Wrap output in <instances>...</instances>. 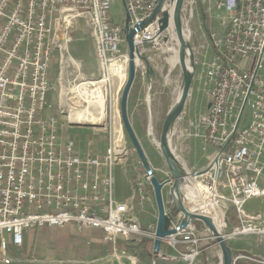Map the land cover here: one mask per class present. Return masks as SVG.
Returning <instances> with one entry per match:
<instances>
[{
  "label": "built area",
  "instance_id": "2783aa9c",
  "mask_svg": "<svg viewBox=\"0 0 264 264\" xmlns=\"http://www.w3.org/2000/svg\"><path fill=\"white\" fill-rule=\"evenodd\" d=\"M120 1L132 25L149 15L155 2ZM208 1L226 11L228 18L222 37L211 39L212 56L194 60L199 69L194 76L206 96L205 111L197 120L202 133L195 137L202 140V151L210 146L214 152L206 168L192 171L191 176L202 185L203 189L196 190L201 199L223 212L225 240L252 236L264 251V212L245 209L250 200H264V0ZM111 6L112 0H0L2 264L12 263L5 256L7 236L14 247H21L26 231L43 228L99 230L102 241L112 246L154 240L155 224L142 226L133 206L136 196L150 202L143 189L138 187L129 199L118 200L115 194L113 169L126 161L127 154L125 160L116 157L112 135L97 154L90 142L82 145L70 138L65 134L73 127L69 109L65 112L58 104L55 114L48 101L55 50L66 43L58 40L56 26L63 23L65 27L67 17L79 14L86 19L102 78L111 60L127 61L124 21L112 22ZM62 9L74 12L61 18ZM157 28L156 23L149 25L134 36V43L151 40ZM171 186L168 183L162 190L166 214L176 206ZM167 187L168 195L164 193ZM229 210L235 214L233 226L227 220ZM182 221L181 213H176L169 226L175 234L162 239L152 264L200 263L206 250L202 231L209 230L197 229L195 222L200 221L196 220L181 229ZM242 258L234 257L236 261Z\"/></svg>",
  "mask_w": 264,
  "mask_h": 264
},
{
  "label": "rangeland",
  "instance_id": "374dc122",
  "mask_svg": "<svg viewBox=\"0 0 264 264\" xmlns=\"http://www.w3.org/2000/svg\"><path fill=\"white\" fill-rule=\"evenodd\" d=\"M184 2L185 3H183L181 12V24L186 36V41L190 44L193 51V80L189 96L183 108V113L171 125L168 145L169 150L173 153V155H175V157H177V161L179 163L187 164L193 169V171H201L207 166L209 152L202 151L204 144L199 138H196L195 135L202 133V131L197 126V120L199 116L205 111L206 96L199 79L194 76L195 71L196 73L199 72L198 65H195L194 60L196 58H203L202 53H204L205 50L200 44L198 45L194 43L192 39H190V33H192L191 31L194 30V28L199 26L202 18L205 17L206 9L210 6L213 7V5L210 4L209 1H207L206 4H200V2L197 0H184ZM117 6L118 8H120V3ZM56 30L58 34L57 36L60 38V41H63L62 43L74 36L83 38L84 45L81 48L82 54L84 55H86V47L88 46L91 48L93 46L90 28L88 27L87 21L83 16L73 18L72 23L67 27H64L63 23L57 24ZM187 31L189 34L187 33ZM169 32L170 34L167 33V36L170 38L169 42L167 44H164L162 41H160L162 47L159 51V59L155 63L156 72L153 74L152 78L155 79V86L151 89L150 96L147 97L146 86L142 82L143 78L145 77V69L139 68V72L137 73L138 81L131 94L130 107L128 112V119L131 128L145 156L147 155L146 157L149 161L153 175L155 177L158 176L160 178L159 181L170 179L171 176L168 165L160 149H158V147L156 146V143H160V134L163 122L168 112L174 107L178 97L181 94L183 86V76L179 64H174V66L171 63L173 58H175V51H179V48L176 45L175 41L171 40V34L174 31L170 30ZM86 43L87 46L85 45ZM194 49H197V53L194 52ZM127 51V45H125L124 53L127 54ZM55 55V61L51 66V72L53 73L54 80L52 82V90L48 97V101L52 105L54 113L58 114L56 97H59L61 91L63 93L69 94L70 92L72 94L73 92L71 90L74 85L81 83L83 79L85 81L98 82L99 76L97 75V73L90 76L87 72L84 75L82 69L80 68H71V70L66 68L67 66L65 67V62H68L70 57L68 52H61L59 49H57L55 50ZM98 66L101 67L99 63ZM89 69L94 73L96 67H93L92 64L91 66H89ZM104 69L105 76H107V66ZM66 71H74L76 73H73L72 76H69L67 78L66 76H64V73ZM75 75H77L78 78L76 82L73 83ZM110 84L112 83H110L109 81H106V83L103 84L106 88V96L108 92L107 107L105 105L107 109L105 119L106 131L84 127H70L67 130L68 132H65V134H67L70 138L76 139L77 142L82 145L90 142L95 154L101 152L106 147L109 136H111L110 127L114 125V114L112 111L113 101H111L112 99L109 100V94H111L110 96L112 97ZM64 101H66L65 98ZM64 110L66 112V110H68V107ZM61 118L63 120H66V117ZM122 130L126 142L127 159L124 163H118L113 169V176L115 180L114 189L116 197L117 199H122L120 197L128 196L131 192V186H135V188L141 187L145 192V195L147 196L146 198H149L150 200L149 204L152 205V211L156 210L152 188L149 184V180L145 175L139 158L125 130L123 129V126ZM93 131H95L96 133H94ZM125 158L126 157H123V160H125ZM164 193L166 195L169 194L168 187L165 189ZM144 201H146V199ZM250 204L253 205V207L248 208L247 206H245L246 211L251 213L264 212V200L253 199L250 201ZM234 216V211L229 210V212L227 213V220L230 226H233L235 223ZM154 222H156L155 219H153L151 224L154 225ZM202 226L205 227L204 224L195 222V227L197 229H201ZM225 228L226 221H224L221 225V234L222 231L225 230ZM202 233L206 237L202 242V247L206 250L201 254L199 261H201V259L203 258L202 264H218L220 251L218 249L216 240L212 237L213 235L211 232L208 231L207 233L206 231H202ZM240 239H243L245 242H247L250 247L255 245L257 246L258 244L257 239L252 236ZM234 241L235 240H230L227 241V243L229 245H232ZM117 245L118 246L111 247V250L104 254L101 258L85 259L80 261L52 260L35 262L32 264H152V261L155 257L152 252L153 242L151 240H142V242L131 245H126L124 243H118ZM177 248L180 249L179 246H177ZM163 249L167 253H173V251L168 248ZM122 251H124V254L122 253ZM262 253H264V251H262ZM241 255L245 258L237 260L235 264H264V260L261 258H253L250 257L251 255L244 253ZM235 256L238 255H234V257ZM11 260L13 264V258H11ZM133 260L135 261V263L133 262ZM158 264L162 263L159 262Z\"/></svg>",
  "mask_w": 264,
  "mask_h": 264
},
{
  "label": "water",
  "instance_id": "95a60500",
  "mask_svg": "<svg viewBox=\"0 0 264 264\" xmlns=\"http://www.w3.org/2000/svg\"><path fill=\"white\" fill-rule=\"evenodd\" d=\"M184 0H155L154 7L149 15L145 18L137 20L134 25L131 24V17L128 14H125L124 18V30H125V40L127 44V67H126V78L119 92V116L120 122L125 130L138 158L141 163V166L149 180V184L152 188V193L154 197V202L157 210V219L155 223V235L153 240L152 252L154 255H157L160 250V245L162 239L169 235L175 234L174 230H169V226L172 218L176 213L180 212L183 221L180 224V228L184 229L187 224L192 221H200L204 224L205 227L212 233V237L216 240L220 252H221V264H235L236 260L234 259L232 249L227 243L225 238L217 232L211 223V220L206 215H196L188 212L182 204L180 192L178 191L179 183L182 181V177L177 171V157L169 150L168 140L169 132L173 122L183 113L184 105L189 96L192 80H193V51L190 44L186 41V36L184 34L182 24H181V12L183 7ZM72 9H62L60 16L61 18L66 13H73ZM156 23L158 28L157 32L151 40H144L141 44L134 43V36L142 33V31L147 28L149 25ZM174 31L175 38L178 42L177 46L178 51V64L181 69L183 76V86L181 94L178 97L174 107L168 112L166 118L163 122L161 134H160V143L158 149H160L170 171V179L159 181L152 172L149 161L145 156L132 128L129 123L128 113H127V100L128 94L132 87V84L135 80L137 66L140 64L144 65L145 69V81L149 87L148 95L151 91V83L154 71L150 65L149 59L146 52L152 50L156 46L157 41H162L164 44H167L170 38L167 36L169 30ZM100 81V80H99ZM69 108L78 109L83 107L84 103L81 102L76 97H70L66 100ZM107 107V102H106ZM209 106H207L208 108ZM73 127H84V128H97V129H106V126L103 124L99 125H86V124H77L73 123ZM114 152L116 157H122L127 154L126 142L125 139H115L114 143ZM196 175H198L196 173ZM172 183L171 188L176 189L178 202L176 203L175 210L171 214L165 213L164 201L162 190L166 184ZM195 201L202 203L200 195L196 190L193 191Z\"/></svg>",
  "mask_w": 264,
  "mask_h": 264
},
{
  "label": "crops",
  "instance_id": "0c3cea01",
  "mask_svg": "<svg viewBox=\"0 0 264 264\" xmlns=\"http://www.w3.org/2000/svg\"><path fill=\"white\" fill-rule=\"evenodd\" d=\"M197 1H199L200 4H203V3L206 4L208 0H197ZM119 3L121 5L120 8H118L117 6ZM110 16H111L112 22L114 23L121 24L124 21L125 14H124L122 2L120 0H112ZM227 18H228V13L226 11L217 10L214 7L210 6L206 9L205 17L202 18L201 22L199 23V26H197L196 28H194V30L191 31L192 33H190V39H192L194 43L198 45L200 44L202 48H204L205 50L204 53H202L203 57L210 58L212 56L213 49L211 46V39L213 37L214 38L222 37L225 31V23H226ZM71 23L72 21L68 23V26ZM57 38L60 41V38L58 36ZM156 43L157 44L154 49L148 50L146 52L154 73L156 72L155 63L159 59V55H160L159 51L162 47V45L160 44V41H157ZM65 45L67 46L66 52H68V54L70 55L69 58H72L75 61V63L78 64V67H76L70 61H68V62H65V67L67 66L66 68H68L69 70H71V68H76V69L80 68L82 69L84 75L87 72L90 76L97 73V75L99 76L98 80L102 79V69L101 67L98 66V62L94 55L93 46L90 48L87 46V43H86L85 44L87 46L85 49L86 55L82 54L81 47L84 45V42H83V38H80L78 36H74V37H71V39L66 40ZM194 52L197 53V49L196 50L194 49ZM119 62L123 63V60ZM92 64H93V67L94 66L96 67V70L94 73L92 72V70L89 69V66H91ZM139 68L143 69L144 65L140 64L137 66L135 80L128 94L127 113L129 112L131 94L138 81L137 73L139 72ZM66 72H67V75L64 74V76L68 78L69 76L73 75L72 73L74 71H71V72L66 71ZM49 77L52 83L54 80V76H53V73L51 72V68H50ZM142 82L146 86V94H147V97H149L150 96L148 95L149 87L145 81V77L143 78ZM122 85L119 82V80L116 78L114 82L110 84L111 86L110 91L112 93V97L110 96L111 94H109V100L112 99L111 101H113L112 102L113 114H115L114 112H116V102H117V99H119L118 96H119V92L121 90L120 88L122 87ZM154 86H155V79H152L151 89ZM150 94H151V91H150ZM56 101H57V106L59 104L64 109H67V106H65L64 102L60 101L58 96L56 97ZM93 132L96 133L95 131ZM207 149L204 152L208 151L209 152L208 157H210L213 154L214 149L210 146ZM182 164L186 167V169L189 172L192 173L193 169L190 166H188L185 163H182ZM156 178L158 180L160 179L158 176ZM130 189H131V192L128 196L120 197L122 199H118V200L131 198L135 194L137 188H135V186H131ZM250 201H248L245 205L248 208L253 207V205L250 204ZM133 206L135 208L136 218L142 226L151 224L153 219L155 220L157 219V210L152 211V205H150L149 202H142L136 196L133 199ZM202 229H205V227L202 226L201 230ZM202 236L205 237L203 233H202ZM102 237H103V234L99 230H91V229L78 230L74 226H67L64 228H43V229H38L34 231H26L23 235V243L21 247H14L11 243L10 237L9 236L6 237L8 247H7V250L5 251V256L10 259L13 258L14 260L13 264H30V263L32 264L35 262H44V261H52V260L80 261V260H85V259L101 258L104 254H106L108 251L111 250V247H113L111 244L104 243L102 241ZM116 246L118 245L116 244ZM230 247L232 249L233 256L241 255L244 253V254L251 255L250 257H253V258L257 257V258H261L264 260V257H263L264 253H262L263 250L258 246V244L257 246L255 245V246L250 247L247 244V242H245L243 239H239V240H235L233 244L230 245ZM218 249H219V246H218ZM0 254H1V251H0ZM220 257H221V252L218 258ZM202 260L203 258L200 261L201 264H202ZM133 262L135 263L134 260ZM0 264L2 263L0 262Z\"/></svg>",
  "mask_w": 264,
  "mask_h": 264
},
{
  "label": "bare ground",
  "instance_id": "6f19581e",
  "mask_svg": "<svg viewBox=\"0 0 264 264\" xmlns=\"http://www.w3.org/2000/svg\"><path fill=\"white\" fill-rule=\"evenodd\" d=\"M75 17H79V14H73L71 17H67L64 21L65 26H68V23L71 22L72 19ZM171 40L175 41L176 45L178 44L174 32L171 34ZM59 47L61 52L67 51V46L65 44H59ZM174 57L175 58H173L171 62L173 65L178 64V51H175ZM69 61L73 65L78 67V64L75 63V61L72 58H69ZM126 67H127L126 60L123 63L119 62L118 60H111L110 63L107 65L109 76L107 74V76L102 78L104 80L101 79V81L95 82V81H85L83 79L82 82L80 81L81 83H78L77 85H74L72 87L71 90L73 92L72 94L70 92L68 94V93H63L61 91V93L59 94V99L62 102H64L65 106H66V101H64V98L67 99L70 96L76 97L81 102L84 103L83 107L78 109L68 108L70 121L72 123H77V124H86L92 126L103 124L104 126H106L105 119H106L107 109L105 105H106V99L108 97V92L106 96V88L103 84L106 83V81L112 83L116 78L119 80V82L122 85L126 78V72H127ZM118 102L119 99H117L116 102V112H114L115 114L113 117L114 125L110 127V132L114 139H124L122 126L120 123ZM107 103H108V99H107ZM156 146L158 147L159 143H156ZM177 171L182 177V181L179 183L178 186V191L184 197L183 206L185 207V209L192 214L208 216L215 230L221 234V225L224 222L223 212L215 205L211 204L210 202H206V201H203L202 203L196 202L194 198L195 195H193V191L197 189L198 190L203 189L202 185L194 181L193 177L191 176V172H189L182 163L177 162ZM170 194L174 197V200L177 203L178 199H177L176 189L170 188Z\"/></svg>",
  "mask_w": 264,
  "mask_h": 264
}]
</instances>
